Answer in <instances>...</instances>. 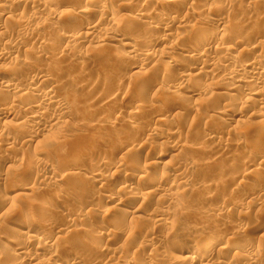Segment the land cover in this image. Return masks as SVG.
<instances>
[{
	"label": "rangeland",
	"instance_id": "374dc122",
	"mask_svg": "<svg viewBox=\"0 0 264 264\" xmlns=\"http://www.w3.org/2000/svg\"><path fill=\"white\" fill-rule=\"evenodd\" d=\"M55 1H56L55 4H53L49 7L47 6V7H48V10L50 12L58 13L62 10L63 7L60 8V5H59L60 0H55ZM75 1L76 2H74V5L71 6L72 10H74L75 7H77V8L82 7L84 5L85 1H87V0H82V1L81 0H75ZM113 1H115L116 4ZM128 1L126 3H123L124 0H122V2H121V0H110L109 1L110 7H112V10L117 14L116 15L117 19L121 20L119 22H121V23L124 22L123 24H126L127 22H129L132 19L131 17H133L134 14H136L135 11H137L138 9L140 11H142V14L145 12L144 14L146 16L148 15V18H150L151 21H155L156 18L159 17L158 11L154 10L152 5L150 4L152 2V0H134L136 2H132L133 0L131 2H130V0H128ZM185 1L186 0H184V3H185ZM255 1L256 0H254V1L253 0H231V1L230 0H227V1L226 0H219V1L218 0H212V1L211 0H206V1L205 0H187L189 6L188 5L182 6V9L178 13H176L177 15H174V14L173 15L175 18L177 16L178 21H180V18H182L181 21H183V19L189 20L188 21L189 25H194L195 21H198V23L201 22L200 24L202 25V23H203L204 29L209 31L215 27H218V24L213 22V21H210V20H208V21L204 20V22L200 21V19L196 18V16L195 17L193 16L195 18V19H193V17H191V16L193 14L196 15V13H194V12H196L197 9H202V8L203 9H209V10L212 9L210 11L216 10L219 12L221 10L220 15L222 18H224V20L226 22L230 21V20L236 21L237 18L239 20V19H241V17L244 16L243 12L240 10V8H242L246 5H249V6H246L247 8L249 7L247 9V11H249V12L252 10H255L256 7L258 9V7H259L258 10H260V9H261L260 11L263 10L261 12V15H263L264 8H262L261 6H257V3L259 2V0H257V3ZM250 2H251V4H249ZM254 2L256 4V7H255V5H253ZM117 3H119V4L121 3L118 8H117V5H119V4H117ZM129 3H131V4H129ZM122 4L123 5L125 4V5L123 6ZM214 4L216 6H213ZM231 4H233V5H231ZM236 4L240 5V7H238V6L234 7V5H236ZM139 5L142 7H140ZM148 5H150V6L148 7ZM170 5L172 6L173 3H171ZM250 5H252V6H250ZM190 6L193 8V10H196V11L193 12V10ZM113 7H115V8H113ZM200 7H202V8H200ZM213 7H215V8L217 7V8L214 9ZM218 7L219 8L221 7L220 10H218ZM250 7H251V9H250ZM150 8L153 10H151ZM23 9H25L23 6L19 7V10H18L19 14L23 15V12L27 10V9H25V10H23ZM21 10L23 11L22 13H21ZM29 10L30 9H28V11H26V12H29V13L31 12L30 14H32L33 12L29 11ZM91 10H93V9L91 8ZM94 10L90 11L92 13H88L87 16H90V17H86V19L88 21H93L96 19L95 16H96V12L98 10L97 9H94ZM165 10H167V9H165ZM234 10H235V12H234ZM33 11L35 12L36 10H33ZM192 12H193V14H192ZM29 13H28V15H30ZM163 13H166L167 16H169V15L171 16L173 12L172 11H164ZM186 13L188 15L191 14V15H189L190 17L189 16L186 17V15H187ZM166 14H165V16H166ZM93 16L95 19L93 18ZM224 16H226V17H224ZM25 17H28L27 14L25 15ZM62 17L58 21V24L56 25L57 27L53 26L54 28L55 27L59 28V32H61V33H63L64 30L68 29V27L70 28L72 25H74V23L76 21L75 17L74 18L70 17V19H68L67 16H64L65 18L64 17L62 18ZM66 17H67V19H66ZM91 17H92V19H90ZM233 21L231 23H233ZM38 22L40 23L41 21L40 20L39 21L34 20L31 22L29 21V23H28L29 28L31 27L32 29H34L35 26L39 27ZM188 22H187V24H188ZM230 22H229V24L227 22L223 25V26H225L226 31L229 29H230L229 31H231V30H233L231 28L235 27V26L234 27L230 26V24H231ZM258 25L260 26L262 24H258ZM262 26L264 27V25H262ZM6 27H7V25H6ZM49 27H51V26L48 25V28ZM121 27L122 26H120L119 29ZM117 29H118V27H117ZM244 29H243V31H245V32H247L249 30V29H246V30H244ZM120 30L123 31V29H120ZM50 31H55V29H52ZM130 31L131 30L123 31L124 33L122 32L123 35L125 34L124 37H126V42H128V40L130 41V40L136 39V35H134L135 33H133V31L131 33H127ZM229 31H227V32L230 33ZM81 32H82V30H81ZM135 32H137V33L138 32L139 33L145 32L147 35V38L148 37H151V38L154 37L153 39H155V37L160 35V33H159L160 31H158V30L150 32L149 30L143 29L142 27H140V28L138 27L137 31H135ZM53 34H54V32H53ZM149 34H150V36H149ZM173 36L174 35H171L172 39L169 38V40H167V42L169 41V43H175L176 38ZM97 37H98V35H97ZM99 37L95 41H92L90 43H87V44L85 43L84 45L81 44L82 46H79L80 49H78L77 48L78 46H76L75 49L77 48L76 50H78V51L76 53L72 52V53H74V55L72 53H69V55L67 53H64L65 55H68V57L70 59V63H64V62L63 63H57V61L55 59L56 57L48 56L49 54L47 55L48 57H46V58L41 57L40 59H38V60H40L39 62H37L38 60L37 61L35 60V62H37L36 64H35V62L34 63L32 62L33 64H35L37 66V68L40 71L45 72L46 74L49 75V78L52 79V82H54V84L48 85V87L51 88L53 86L55 88V90H54V88H52V89L54 91H56L55 93H57V95L56 94L55 95L57 96V98H59L61 100L63 98L62 101H66L67 105L69 102H70V104L74 103L73 105L71 104L72 107H70V108H72V109H70V111L71 112L73 111L72 112L73 115L70 111L69 112L66 111V113H64L65 115L63 116L64 118L62 117V120L60 119V121L64 122V125H66L65 123H67V126H69V128H71V127L73 128L74 125L77 124L75 126L76 128L74 127V129L71 128V130L68 129L67 131H64L66 133H63V134H66V135L63 136V134H62V136L64 137L62 139L60 137V135H61L60 132L57 130L59 128V125H57V127H58V128L56 127L57 129H54V128L53 129L48 128L49 130H47V128H46V130L43 129V131H45V132H42V136L45 135L47 139H44L45 136L42 137L43 139L42 138L40 139V140H42V142L40 141V143L43 144V141H44L45 144H47L49 139H50V141L52 140V142H54V144L59 141V143H61L63 145V147L62 148L60 147L61 149H59L58 153H60V154H57L58 157H56L57 155L55 154V156H53L51 158L55 157L54 158L55 160H57V161L60 160L59 163L56 162L58 164H56V166L54 168V171H55L54 173L56 174V172H57L56 176H58V174L62 176L63 173H64L63 176H65V174H66L65 170L69 166L68 162H70L71 161L70 159H72L74 156L78 155L79 153L81 154L83 151H84V153L86 152V154H89L90 156L93 153L92 156H94V154H96L95 150L102 147L104 145V143L111 144L113 141L112 139L115 135L121 134L122 132L124 133V131L126 132L129 129V127H127V125H124L125 123L122 120L124 119V117L127 116V114L129 113L130 110H133L137 107L140 109L145 108L143 110H147L146 111L147 113L144 112L145 115H143L141 118L135 119V121H133L134 127L137 126V128H139L140 126L144 127V125H146V123H144V122H146V117H144V116L148 115V112L153 113L155 109H158L160 111V113L162 114V117L165 120H168V121H165L166 128L171 129L175 126L173 130H176L175 132L178 133V136L175 138L174 137L168 138L164 142L158 141L156 139L149 140L146 142L145 146L143 147V152L141 151L139 153V154H141V156L140 155L138 156L139 159L137 160L138 162H136L137 166L135 168L137 171V174L140 175L141 179L139 180V184L136 183V180H134L130 186L131 187H133L134 185L144 186V185H142V181L146 180L147 176L148 177L149 176L155 177V173L158 171H160V172L163 171L164 173L167 172L166 174L173 175V176L179 175L180 174V172H178L179 170H181L182 172L185 173V178L187 179L188 183H190V184H189V186H186V187H182L180 185L177 186L179 188V190L184 189V192L182 193V195H180L179 197L176 198L177 200L175 199V201H176L175 204L176 205L179 204V208L180 207L181 208L178 209L177 206H176V209L174 207L173 208L171 207L172 210H171V208L167 209L168 211L165 213V216H164V218L167 219L173 225L172 226L174 228L173 231H176V233L178 232L177 236L179 239L178 238L175 240L168 239L166 242L161 243V244L158 243V241H156V239H155L156 242L150 241L148 243H146L147 240H144L145 237L142 235L144 233L143 231H145V229H146L145 225L148 224V221L150 222L149 219H150L151 212L155 209H158L159 211H164V209H165V205L162 204L163 199L160 197L162 199V201H161L160 198L156 195H153L155 197L150 196L151 199L149 197L148 201L147 200L143 201V202L140 200L138 202L136 200L128 201V203L132 204V207L129 206V204H127L128 207L130 208V209H128V207H126L128 210H131L132 212H134L136 209H139L140 212L142 211L141 213L136 215L138 218L140 217L139 220L136 219L138 221H136V222L132 221L130 223L131 224L130 226H132V227L129 226V228L127 227V229L126 228L124 229V227H122V225L120 226L118 224V222H119L118 220H120V221L125 220V222H130V219L132 220V218L130 216V215H132L131 211H129V213H117V214L115 212L116 216L113 215L114 218L112 217L109 220L110 222L105 221L103 219L104 220L103 222H105V223H102V220H101L102 215H104L106 210H108V209L110 210V213L112 211H114L113 209L116 206L113 207V205H115L116 203H114L113 201L112 202L111 201L110 202L105 201L102 198L101 193L109 194L113 199H115V198L119 199V197L121 196V194L119 192L121 191V186H122V183L120 181L123 179V177H124L123 174H125V173L121 172V173H123V174H121L119 172L116 174V173H113V171H111L109 174L106 173V175L108 174V177L104 178L105 179L104 181L100 182L99 184H96L95 186L88 185L85 182V179H82L83 174H81L82 177H80L82 180L79 178V175L76 176L77 178L75 177V179L73 178V176H70L69 179L72 178L71 179L72 181L68 180V178H66L65 180H63L66 183H61L58 186L59 188L57 187V184L54 185L53 182L51 183L49 180L48 181L44 180L40 183L41 180H38L39 178L35 174V171H34L35 168H33L34 166L32 168L30 167L31 166L30 164H32V160L30 161V159H33L32 150L29 151V150L22 149V147L20 146V143H21V141L24 140V138H19L20 136L12 135V136H6V137L4 136L3 137V141H4L3 143L8 144V146H10V148L13 147V148H11L13 150H11V149L9 151L3 150V151H5L4 152L5 154L4 153L2 154L3 148L1 147L2 149H0L1 150L0 152L3 155V158L5 157L4 160L6 161V163L8 161L9 162L7 164H5V166L8 167V169L5 166L0 167V175H2L1 177H3L5 174H7L6 176H8L11 179L12 185L17 184L19 182H23V181L24 182L27 181V182L31 183L33 185V187H34V185H37L34 188L38 187V189L41 190V193L38 189H36L37 192L36 191L32 192L31 191L32 189L30 191L29 190L28 191H20L18 194H21V195H19V197L17 196V198L12 200L11 204L8 203L9 204L8 205V204H5V202H3V201H5L4 197L6 198L5 192H6L7 186L0 185V223H1L0 224L1 225V227H0V242L3 241L2 238H5L6 240L7 239L9 240L8 242L13 241V242L17 243V242H19L20 238L21 239L24 238V237L22 238L23 233H26V231H27V229H26L27 223L23 228L19 227L20 226L19 224L25 223V221H24L25 217L22 216L23 214L21 215V211H19V213H18L20 215H17V212H18L17 211L15 216L12 218L11 216H9L8 213H6V209L8 208V206L10 207V205H11V207H12V205H14V206L20 205V207H22L24 205H27V206L32 205V206L28 207V208H31V210L34 209V211L30 210L31 211L30 213L33 214L32 212H34L37 216H34V214L32 216L31 215L29 216L31 219H33V218L34 219L33 220L28 219V222H29V220L31 222V223L30 222L28 223V229H30L31 226H32L33 230L41 227L43 229L45 228L46 232L50 233V234H51V232H49V231H51V229L53 230L54 229L53 227L55 225L59 226V224H60L61 228H63L64 232L75 231L77 229L82 228L81 226L88 228L86 230L84 228H82V230L88 231V232L90 231L91 233L95 232V230L100 229L101 231L105 232V233L104 232L102 233L103 236H105V234L107 232H109L110 236L111 237L114 236V237L109 238V241L112 240V241H110L111 242L110 243V242H106V240H104L106 238L102 236L104 239L102 238L101 240L96 242V245H97V243L100 244L99 246H105V244H107L108 245L107 247L108 248L110 247V249H114V248L115 249H117V248L123 249L124 255L121 254V256H119L120 259H116V258L112 257L111 259L108 260L107 258H105V256L103 258V255H101V253H99L98 251L96 253V252H93L96 250L91 249L93 254L95 253V255H93L92 252L90 251V247L85 246L87 249L83 248L84 246L82 247V245H84L83 242H85V241L90 242L91 241V239H90L91 237H89L90 234L88 232H87V234H86V232L82 233V234L73 233L72 234L73 238L71 237L70 241L68 240L69 242H67L65 244H64V242L59 243V241H61L60 240L61 238L59 239L58 236H56L58 239L57 240V239H55L56 237H54V235L52 234V236H53L52 240L53 241L57 240L56 242L59 244V245H57V247L53 248L52 253L53 252L54 253L53 254L51 252L50 253L45 252L44 254L42 253V259L37 258L38 259L37 261L34 260V262H31L30 264H37V263L43 264L44 262L42 260L46 259V258H48V259L50 258L53 260H65V261H71L74 258H80L84 262V264H91V263L92 264H125L124 262L127 260H134L133 264H150V263L151 264H170V263H168V259L171 258V256H175L176 258H177V256H178V258L180 257L181 254L177 253V250H176V249H178L179 246L184 245V246H191L192 247L194 242L198 240L197 239L198 234L196 235V233L193 232L194 228H196V227L199 229L201 228L200 231L203 232V234H205L211 228H216V229L220 228L219 230L220 231L222 230L221 232L224 233L223 234L224 236L234 235L235 239L237 238L238 241L236 240L235 242H233V244H231V245L229 244V249L227 250V252L229 254H232L234 251H237V250L242 252V251H245V249H247V248L252 249L253 247L248 245V244H250L251 240L255 241L257 244V247L254 246L253 251L256 253L258 252L261 255L260 258H258L257 261L255 262V264H264V173L262 174V176H260L256 179L255 174H257V171L254 170L255 168L257 170L258 167L260 169L264 168V162H263L264 161V151H263V149H264V138L262 137V135H264V133L261 134V132L264 131V128L261 132L259 131L256 135L249 136V134L247 133L248 131H251V133H252V130L255 129L256 124L258 123L257 125H259V122L264 117V112H263L262 108H260V106H258L256 103H251V102L245 103L246 101L244 102V99H246V98L243 95L245 93H247L248 90L253 89L254 86L253 87L252 86L247 87L248 89L246 87H244V88H242V91L237 90V92H229L228 90L230 87L228 86L229 84L227 85V83H229V82L225 81L224 76H223L224 74H226L228 72L225 70V67L228 66V64L230 65L233 63L232 66L230 65L232 67V69L235 67H238L237 69H239L242 66V63L240 64V61L238 59H237L238 61L237 60L229 61V60H227V56H226L227 54L222 53L220 55V64L221 65L219 64L218 70L216 71L217 74L215 73L214 74L215 76H213L211 78V80L208 77H204L203 74L201 73V71H200V73L198 71L193 72L196 69V67H198V66L194 67L195 69H193V63H191L192 66L187 65L188 67H185V68L188 69L191 66L189 68V70H191V73L195 79L192 78L194 80H192V79L190 80L192 83L190 81H188L189 84L187 82L184 83L183 87H185L186 89L187 88L196 89V90L199 89L197 91L198 95L194 96L193 98H191L189 100L185 99V102H184L185 104L184 103L182 104V102H169V101H165L162 99L163 93L165 94L167 92L168 93L173 92L172 94H174V91L167 86L162 87V86L154 83V81L156 82L157 80L152 76V74L150 77L149 73L151 70H150L149 66H147L148 68L143 67L145 70L141 69L139 72L137 70H134V71L129 70L128 68L130 66H128V65H130V62H127L126 60L124 61V59L120 60V56L126 55L128 50H126V48H124L122 45H118L115 43L104 41L103 39H100ZM151 38H149V39H151ZM262 38L259 39V41L263 40V41H261V43L262 42L263 43L262 44L260 43L261 46L264 45V39H262ZM230 39H231V37H230ZM173 40H174V42H173ZM48 41H49V45L51 44L50 46H52V47L45 46V48H47V49H45L43 46L42 50H46L47 53H50V52L53 53V56L55 55V53L61 52L59 45L62 43L60 42V40L56 41V39L53 35V36H51V38H48ZM226 41H228V40H226ZM250 41L252 43V40H250ZM57 42H59L60 44H58ZM152 42H154V41H152ZM163 42H164V44H162V43L158 44V42H156L154 45V43H153V46H154V49L156 52H159L160 49L162 48V46L166 45L165 41H163ZM249 42H248V44H250ZM243 43H242V41H239V44L242 45ZM28 44L30 45L31 43H28ZM243 45H244V47H246L247 44L246 45L243 44ZM243 45L240 46V48L234 47L235 51L233 50L232 52H235V53H233V54L238 55L239 54L238 52H241ZM31 46L36 47L33 44H31ZM37 48H39V47H36L35 49H37ZM51 49H52V51H51ZM75 49H74V51H76ZM257 50L255 51V52H257V53H255V55H257L258 53H263L261 48H258ZM79 51L81 53L83 52L82 54H85V52L88 51L90 53V56L78 59V55H81V53ZM100 52H102V53L104 52V53L102 54ZM232 52H230V53H232ZM70 54H71V56H70ZM114 54H116L118 56L119 60L116 59V60H118V62L115 61L114 59H112V58H114ZM55 56H57V55H55ZM99 60L101 61L100 63H99ZM224 60H225V62H224ZM171 61L172 60H169L167 63L169 64V63H171ZM234 62H235V65H234ZM262 62L264 64V59ZM81 64H85L84 66H86V67L82 66V68H83L82 70L85 73H87L85 78H84L85 73H81L80 71L77 70L78 69L77 66H80ZM237 65H239V66H237ZM223 66H224V68H223ZM229 67H226V69L228 70ZM231 67L229 69H231ZM86 68H88L89 70L87 69L88 70L87 71ZM242 70H244V67L242 68ZM148 71H149V73H148ZM244 71H246V69ZM197 73L199 75L202 74L203 79L201 78L202 76L200 78L199 77L197 78L195 76V75H197ZM81 74H83V75H81ZM89 75L92 77H90ZM220 75H222L221 77L223 79L220 77ZM79 76H81V77H79ZM78 77L82 81L86 80L88 85H87L86 81H85L86 84L84 83V81H83V83H80L82 81ZM220 78H221V80H220ZM88 79H90V80L94 79L93 80L94 82L90 81ZM78 80H80V81H78ZM89 81L91 82V84ZM220 81L221 82L224 81V82L221 83ZM217 82L220 84H216ZM79 84H80V86H79ZM35 86L40 88V86H44V85H41L38 82V84H36ZM190 86L193 88H191ZM194 86H195V88H194ZM205 91H207V93ZM238 91H240L241 93ZM107 96L109 99L112 98L111 101H107L108 100ZM109 96H111V97H109ZM216 96H218V97H216ZM1 97H2V101L8 102L9 104H13L12 101H10V97H8L7 95H4L1 93ZM30 98L34 101H38L32 95H30ZM85 98H87V99H85ZM226 98H228V100H229L226 102L230 103V109L231 110L228 109L229 111L228 110L225 111L223 108L225 102L222 103V100L224 101V99L226 100ZM67 100H69L68 103H67ZM84 100H86V101H84ZM71 101H73V102H71ZM86 103L88 106L86 105ZM69 105L67 107L68 109H69ZM89 105H91V106H89ZM92 107H93V109H92ZM190 108L192 111L189 110ZM68 109H66V110H68ZM98 110L100 113L98 112ZM102 110H104L105 112ZM53 111H55L54 108L47 109L48 114H53ZM77 111H78V113H77ZM95 112L97 114H94ZM68 113H71L69 115V117L67 116ZM89 113H90V115H88ZM85 114H86V116H85ZM87 115L89 116V118L87 117ZM120 117L121 118L123 117V118L121 119ZM92 118H93V121H92ZM94 118H95V120H94ZM97 119L99 121H102L103 119L104 120L107 119V120H110L112 122H114L113 120L115 119V126H117V127L116 128L114 127L113 131L112 130L109 131V129H111V128L108 127L109 129H106L105 127H103L106 125H100L102 128V129L101 128L99 129L100 131L99 130L93 131V129L96 126L95 124H97V122H98ZM23 120L24 119H22V121ZM85 121H86V123H85ZM3 122L6 123L7 126L0 125V128H2V127L11 128L12 126H16V124L19 123L18 121H15V120L11 119L10 117H6ZM61 122H59L58 124H60ZM82 122H84V123H82ZM87 123H90L91 126ZM170 123H173V124L170 125ZM82 124H83V126H82ZM60 125H61L60 127L64 126L63 123H61ZM172 125H174V126L172 127ZM80 126H82V129H79ZM123 127H124V129H123ZM103 128H105L106 130L105 129L103 130ZM162 128L164 130L166 129L164 127V125ZM233 130H236V131L234 132ZM137 132L138 131L134 132V134L136 133L134 136L132 134L129 135L130 138H133V139L137 138L138 139V135L140 136V134H139V132L138 133ZM230 132L233 134H231ZM97 133H99L100 135H98ZM27 135H29V134L27 133ZM95 135L101 136L102 140L100 138L95 139L94 138ZM236 137H238V138H236ZM64 139H66L67 141ZM105 139L108 142H106ZM250 139H251V141H250ZM55 140H58V141H55ZM93 140H95V141H93ZM96 140H98V141H96ZM103 140H104V143H103ZM139 142L142 143V141H139ZM139 142L137 145L140 146L141 143H139ZM242 142H243V144H242ZM174 144H179V145L182 144L181 146H182V148L183 147L184 148L179 149L180 151L174 150L172 148ZM235 144H237L238 146ZM62 145H59V146H62ZM42 146L43 147H41V149L42 148L43 149L41 151L45 152V155L41 151L39 153H42L44 156H46L47 151L49 152L50 149L49 150L46 149V145H44V144ZM44 146H45V149H44ZM38 147H39L38 149L40 150V146H38ZM51 147H53V146H51ZM198 147H200V148H198ZM255 148H256V150H255ZM53 149H55V148H53ZM53 149H51V150H53ZM108 149L110 150V148H106V150H108ZM54 151H56V150H54ZM124 152L122 151L121 153H119L118 157H120L122 154L126 153V152L125 153ZM249 153H250V155L248 157L249 160H247L246 162H244V161L243 162L242 161L236 162L237 156H244V155L246 156ZM60 156L62 159L60 158ZM64 157L65 158L67 157V158L65 159ZM155 158H157L156 159L157 163L154 164L153 168H151V169L147 168V163H149L150 161H153L152 159H155ZM6 159H8V160H6ZM67 159L69 160L68 162H67ZM89 161H90V159H89ZM64 162L65 163L67 162L66 166L64 165L65 164ZM222 163L228 164L227 166H229L230 163L231 164L233 163L234 165L237 163L236 165H238V166H236L233 169L231 167L230 170L228 169L227 166L226 167L222 166V170L219 173L220 165ZM61 164L63 166H61ZM163 164L167 168L166 167L163 168V166H164ZM231 164H230V166H231ZM100 166L101 165H98L99 170H100ZM2 167H4V168H2ZM11 167H13V168H11ZM61 167H62V171H64L63 173L60 170ZM102 167L103 166H101V169L104 172L105 167H103L104 170ZM163 169L166 171H164ZM241 169H243V170H241ZM260 169H258V171ZM227 171H228V173H227ZM248 172H252L254 175L252 176V173H248ZM81 173H84V172H81ZM104 173L102 175L106 176ZM128 173H130V172L126 171V174H128ZM243 173L251 174L250 179L249 180L247 179V181L245 179H242L241 176ZM214 174H216V176ZM217 174H219V175H217ZM84 175H85V173H84ZM218 176H219V178H218ZM224 177H226V178H224ZM216 178H218V181ZM165 185H166V183H165ZM55 186L57 188H55ZM60 186H65V187H63L61 189ZM231 186H232V188H231ZM234 186H235V188H234ZM42 187L44 190L47 188L46 190L48 192H50L49 194L47 193L48 194L47 196H45L46 194L42 195V193L44 192ZM59 189H61L62 192L65 189L64 191L66 193L68 190H70V193H69V191L67 193V194H70V195H67L68 198L59 199L57 201L51 200L52 198H50L49 195L53 193V190L57 191ZM246 190L249 191V193H246ZM39 193H40V195H39ZM31 195H33V196H31ZM46 197L47 198L49 197V199H44ZM43 199H44V202L47 200L45 202V204H47V206H48V211L46 214L47 216H45V214H42L43 216L41 214H39V211H40L39 205H41V203H44L42 201ZM256 199L258 201L259 200L261 201V205H257L255 203ZM48 200H49V203H48ZM252 200H254V202ZM33 201H34V203H33ZM52 202H54V203L52 204ZM252 202L255 203L254 205H256V206H254ZM91 204L93 205L92 207L89 206ZM241 204H242V206H241ZM248 204H250V206H248ZM34 205H36V206H34ZM49 205H52L51 206V207H53L52 209H54V208L55 209L52 210L49 207ZM53 205L56 207H54ZM251 205H252V207H251ZM94 206H96V208L98 207L97 210H99V212L97 210H95L96 208ZM81 207H83V208H81ZM238 207H240V208H238ZM37 208H39V209H37ZM49 208L52 210L51 213H50ZM90 208L91 209L95 208V209L92 211V210H90ZM36 210H38V211H36ZM75 210L76 211L78 210L81 213L85 212V215L87 217L80 218L82 220L79 219L76 222H74V221L69 222V219H72L73 217L71 218V217H67V216L69 214L71 215L73 213L78 212V211L76 212ZM35 211L38 212V214ZM54 211H56L55 213H57V214H55ZM90 212H95L96 213V214L94 213L95 216L93 215V213H90ZM100 212H102V213H100ZM48 213H50V215H48ZM61 214H62V216H61ZM40 215L42 217H40ZM65 215H67V216H65ZM44 216L46 217V219H48V220H46L47 224L45 222H42ZM58 216H60V217H58ZM63 216H65V217L63 218ZM66 217L68 218V220ZM117 217H118V219H117ZM35 218H36V220H35ZM119 218H121V219H119ZM59 220H61V221H59ZM32 221H34V223ZM44 221H45V218H44ZM77 222H80V223H77ZM116 223H117V226H116ZM30 224H32V225H30ZM48 224H50V226ZM103 224H105V225H103ZM113 224L115 226H113ZM3 226H4V228H3ZM104 226H106V227H104ZM118 226H120L119 229L117 228ZM198 226H200V227H198ZM6 227L8 229L10 228V231L12 233L11 235H8L9 233L6 230ZM192 228H193V230H192ZM133 229H134V231H133ZM199 229H198V231H199ZM109 230H112V231H109ZM130 230H132V231H130ZM135 230H136V232H135ZM163 230L164 229L157 230L158 231L157 234H159V236L165 237L166 231L165 230L163 231ZM235 230H238V231H235ZM113 232L115 233L114 235H112ZM130 232H133L136 234H134L132 236L131 235L132 233H130ZM75 234H77V235H75ZM88 234H89V236H88ZM129 234L131 235V237ZM79 235H80L81 239H79L80 238ZM238 235H240L241 237H239ZM77 236L79 238H76ZM85 237L86 238L89 237L88 239H90V241L85 240L86 239ZM159 238L160 237H157V240H159ZM242 240H244V241H242ZM79 241L82 244H80ZM102 241H104V242H102ZM143 241H144V244H142L143 247H141L140 242H143ZM91 242H93V241H91ZM101 243H102V245H101ZM222 243H224V242H222ZM125 247H127V248H125ZM33 248H35V247H33ZM33 248L30 247L31 252L34 251ZM139 248H141V249H139ZM163 248L165 249L164 251L168 255L166 253L162 254L161 251L163 250ZM98 254H100V255H98ZM54 255H56V256H54ZM163 255H164V257H163ZM101 256H102V258H101ZM181 257H182V255H181ZM231 257H232V255L231 256L229 255V258H231ZM5 258H4V260L2 259L1 261H5L6 259H7V261H8V259L10 260L9 256H7L6 259ZM179 262H180V260L178 261V263Z\"/></svg>",
	"mask_w": 264,
	"mask_h": 264
},
{
	"label": "bare ground",
	"instance_id": "6f19581e",
	"mask_svg": "<svg viewBox=\"0 0 264 264\" xmlns=\"http://www.w3.org/2000/svg\"><path fill=\"white\" fill-rule=\"evenodd\" d=\"M109 1L110 0H87V1H85L84 5L82 7H80V8L75 7L74 10H72L71 6L74 5V2H76L75 0H60V2H59L60 8H62V7L63 8L60 12L54 13V12H50L48 10V7L55 4V2H56L55 0H0V91H1L0 92V125L7 126V124L3 122L6 117H10L11 119L19 122L18 124H16V126H12L11 128H5V127L0 128L1 129L0 130V149L3 148L2 151L3 150L9 151L11 148H13V147L10 148V146H8V144L3 143L4 142L3 141L4 136L6 137V136L15 135V136H20L19 138H24V140L21 141L20 146L24 150H29V151L32 150L33 159H30V161L32 160V164H30L31 166L30 165L29 166L31 168L34 166L33 168H35V170H34L35 174H36V176H38V178H39L38 180H41L40 183L44 180H46V181L49 180L51 183L53 182L54 185L57 184V187L61 183H66L65 181H63L66 178H68V180H71L72 178L69 179L70 176H73V178L75 179L76 176L79 175V178H80V177H82L81 174H83L82 179H85V182L88 185L95 186L96 184H99L100 182L104 181L105 180L104 178L108 177V174L111 171H113V173H116V174L119 172L125 173V174L121 173V174H123L124 177L120 181L122 183V186H121V191L120 192L118 191L121 194L119 199H116L115 197H114L115 199H113L109 194L101 193V196L105 201H107V202L113 201L114 203H116L115 205H113V207L116 206L113 209L114 211L111 210L112 212L110 213V210L108 209V210H106L105 214L103 213L104 215H102V219H101L102 223H105V222H103L104 220L110 222L109 220L112 217L114 218L113 215H115V212H116V214L117 213H129V211H131V210H128L130 208L128 207L127 204H129V206H131V207H132V204L128 203V201H132V200H136L137 202L139 200L142 202L146 201V200L148 201L150 196L156 195L159 198L161 197L163 199V201H162V199L160 198V200L163 202L162 204L165 205L166 210L164 209V211H159L158 209H155L151 212L150 219H149L150 222L148 221V224H146V223H145L146 225L144 224L146 226V229H145V231H143L144 233L142 232L143 233L142 236L145 237L144 240H147L146 243H148L150 241L154 242L156 239V241H158V243L161 244V243L166 242L168 239L175 240L178 238V236H177L178 232L176 233V231H173L174 230V228L172 227L173 225L167 219H165L164 216H165V213L168 211L167 209H170L171 207L172 208L174 207L175 209H176V206L178 207V209L181 208V207L179 208V204L178 205L175 204L176 203L175 199L177 197H179L180 195H182V193L184 192V189L179 190V188L177 186L180 185L182 187H186V186H189V184H190V183H188L187 179L185 178V173L182 172L181 170H179L178 172H180V174L173 176V175L166 174L167 172L164 173L163 171L162 172L158 171L159 173L156 172L155 177H150V176L148 177L147 176L146 180L142 181V185H144V186L134 185L133 187H131L130 185L132 184V182L134 180H136V183L139 184V180L141 179L140 175L137 174V171L135 168L137 166L136 162H138L137 160L139 159L138 156L139 155L141 156V154H139V153L141 151L143 152V147L145 146L146 142L149 140H153V139L164 142L168 138L177 137L178 133L175 132L176 130H173L175 126L172 125V127L173 126L174 127L171 129L166 128L165 121H168V120H165L162 117V114L160 113V111L158 109H155L153 113L148 112V115L144 116V117H146V122H144V123H146V125H144V127H142V126H140L139 128H137V126L134 127L133 121H135V119L141 118L143 115H145V113H147L146 112L147 110H143L145 108L141 107L142 109H140L137 107L133 110H130L126 117L123 116L124 119L122 121L125 123L124 125H127V127H129V129H128L129 131L128 130L126 132L124 131V133L122 132L123 134L122 133L118 134V135L114 134L115 136L113 135L114 137L112 139L113 141L111 144H108V143L106 144V143H104V140H103L104 145L106 144L107 146L101 145L102 147L95 150L96 154H94V156H92L93 155V153H92V155H91L92 157L89 154H86V152L84 153V151H83L81 154L79 153L78 155L74 156L72 159L69 158L71 160L70 161L71 163L68 162L69 160L67 159L69 166L65 170V173H66L65 176H63L64 171H62V167L60 170L63 173V175L61 176L58 174V176H56L57 172H56V174L54 173L55 172L54 168H55L56 164L59 163L60 160L57 158L59 160V161H57L54 159L55 157L54 158H51V157L55 156V154L56 155L60 154L58 152H59V149H61L63 147V145L61 143H59L58 140H55V141H58L55 144H54V142H52V140L50 141V139H49L47 144H45V142L43 141V144L46 145V149H48V150L50 149L49 152L47 151L46 156H44L45 152L41 151L43 149V148L41 149V147H43L42 146L43 144L40 143V141L42 142V140H40V139L45 136L44 134H43L44 136H42V132H45V131H43V129H45V130H46V128H47V130H49L48 128L57 129L58 128L57 125H59V128L57 130L61 134V135L59 134L61 139L64 138L63 136L66 135V134H63V133H66L64 131H67L68 129L71 130L72 127L70 126L71 128H69V126H67V123H65L66 125H64V122H61L60 119L62 120V117L65 115L64 113H66V111L69 112L70 109H72L70 107H72L71 104L73 105L74 103L70 104L69 100H67V103L69 102L68 105L70 104L69 109H68L67 108L68 105L66 104V101H62L63 98H62V100L57 98V96H56L57 93H55L56 91H54L55 88L53 86L51 88L48 87V85L54 84V82H52V79L49 78L48 74H46L43 71H40L35 64L40 61L38 59H40L41 57L46 58L48 56L56 57L55 59H56L57 63H63V62L64 63H70V59L68 57L69 53H72V52L76 53L78 51L76 49L77 48L80 49L79 46H82L85 43L87 44V43H90L92 41H95L100 36L99 37L100 39H103L104 41H107V42L122 45L124 48H126V50H128L126 55L120 56V60L124 59V61L126 60L127 62H130V65H128V66H130L128 68L129 70H131V71L137 70L139 72L141 69H144L147 66H149L150 70H151L150 73L148 71L150 77L152 74V76L157 80L156 82L154 81V83H156L157 85H160L162 87L167 86L174 91V94H172L173 92H171V93L167 92L165 94L163 93V98H162L163 100L169 101V102H182V104H183L185 102V99L189 100V99L193 98L194 96H197L198 95L197 91L199 90V89L196 90V89H189V88L186 89L185 87H183L184 83H186V82L188 83V81H190L192 78H194V76L191 73V70H189V68L192 66L191 63H193V69H195L194 67L198 66V67H196V69L193 72L198 71L200 73V71H201V73L203 74L204 77H208L211 80V78L213 76H215L214 74L218 70V67L220 64V55L222 53H224V54H227L226 55L227 60H229V61L234 60L235 61L238 59L240 61V64L242 63L241 67L242 68L244 67V70L246 69V71L242 70L241 67H240L241 69L240 68L237 69L238 67H235L232 69L231 66L233 65V63L230 64L231 66L229 64H228V66L225 65L226 67H229V66L231 67V69H229L230 68L229 67L228 70L225 67V70L228 72L224 75L222 74L224 76L225 81L229 82V83H227V85L229 84L228 86L231 89L229 88L228 91L229 92H237V90L242 91V88H244V87L247 88V87H251V86L253 87L254 86L253 89L248 90V91L246 90L247 93H245L243 95L246 98V99H244V102L246 101L245 103H247V102L248 103L249 102L256 103L258 106H260V108H262V110L264 112V101H263L264 100V64L262 62L264 59V47H263L264 45L261 46V44L263 43V42L261 43V41H263V40L259 41V39H261L264 36V33H263L264 27L262 26V25H264V13H263V15H261V12L263 10L262 11H260L261 9L258 10L259 7L257 9L256 4H255V2L257 3V0L253 3V5H255L256 9L252 10L250 12L247 11V9L249 7L248 8L246 7L249 5H246V6L243 5L244 7L241 6L242 8H240V10L243 12L244 16L241 17V19H239V20L237 18L238 21L232 20L233 23H231L232 22L231 20H230L231 22L227 21L228 24H229V22L232 24V25L230 24V26H233V27L235 26L234 28H231V29H233V30H231L232 32L229 31L230 29L227 30L230 32V33H228L225 30V26H223L227 22L220 15L221 14V10H220L221 7L220 8L218 7V10H220V12H219L216 10L210 11L212 9H210V10L209 9H203L202 7H200L202 9H197V11H196V10H193V8L190 6L192 8L193 12L196 11V12H194V13H196V15L193 14V12H192L193 15L191 17L196 16V18H199L200 21L204 22V20H206V21L210 20V21H213V22L218 24V27H215V28L208 31V30L204 29L203 23H202V25L200 24L201 22L198 23V21H195L194 25H189V22H188L189 20L183 19V21H181L182 18H180V21H178L177 16H176V18L174 17V15H177L176 13H178L182 9V6H185V5L189 6L187 0L185 1V3H184V0H152V2L150 4L152 5L153 9L158 11V13H159V17H157L155 21H151L150 18H148V15L146 16L144 14L145 12L142 14V11H140L138 9L137 11H135L136 14L133 13L134 16L131 17L132 19L129 17L131 20L129 19L130 21L127 22L126 24H123L124 22L123 23L119 22L121 20L117 19V16H116L117 14L112 10V7H110ZM125 1L126 0H124L123 3H126L128 0L126 2ZM131 1L132 0H130V2ZM113 2H115V1H113ZM121 2H122V0H121ZM132 2H136V1L133 0ZM171 3H173L172 6L170 5ZM115 4H116V2H115ZM117 4H119V3H117ZM120 4L117 5V8L120 6ZM129 4H131V3H129ZM249 4H251V2ZM231 5H233V4H231ZM20 6H23L25 9H27L26 11H28V9H30L29 11H32L33 13L30 14L31 12L30 13L26 12V11L23 12L21 10V13L23 12V15L19 14L18 10H19ZM149 6L150 5H148V7ZM213 6H216V5L214 4ZM235 6L240 7V5H238V4L234 5V7ZM250 6H252V5H250ZM257 6H261L262 8H264L263 7L264 6V0H259V2L257 3ZM140 7H142V6H140ZM91 8L93 10L97 9L98 11L96 12V16H95L96 19L93 16V18L95 20L88 21L86 19V17H90L87 15H88V13H92V12H90V11H93V10H91ZM113 8H115V7H113ZM213 8L216 9L217 7L216 8L213 7ZM25 9H23V10H25ZM153 9H151V10H153ZM165 9H167V10H165ZM250 9H251V7H250ZM33 10H36V11L34 12ZM164 11H172L173 12L172 15L173 14L174 15L173 16L172 15L167 16L166 13H163ZM234 12H235V10H234ZM28 13L30 15H28ZM24 14L25 15L27 14L28 17H25ZM165 14H166V16H165ZM189 15H191V14H189ZM189 15L187 14L186 17ZM62 16L63 17L67 16L68 19H70V17L76 18L74 25H72L70 28L68 27V29L64 30L63 33L59 32V28H56L57 27L56 25L58 24V21L60 20V18ZM67 17H66V19H67ZM194 17H193V19H195ZM224 17H226V16H224ZM90 19H92V17ZM34 20H38V21L40 20L41 21L40 23L38 22L39 27L35 26L34 29H32L31 27L29 28V25H28L29 21L31 22ZM187 22H188V24H187ZM257 23L262 24V25L259 26ZM6 25H7V27H6ZM48 25L51 27L48 28ZM53 26H56V27L54 28ZM120 26H122L120 29H123V31L131 30L130 32H127V33H131L133 31V33H135L134 35H136V39L130 40V41L128 40V42H126V37H124L125 34L123 35L124 32L119 29ZM117 27H118V29H117ZM138 27L139 28L142 27L143 29L149 30L150 32L158 30V31H160L159 32L160 35H158L159 37L158 36L155 37V39H153L154 37L153 38H151V37L147 38V35L145 32H142V33L135 32V31H137ZM52 29H55V31H50ZM243 29L244 30L249 29V30L247 32H245V31H243ZM81 30H82V32H81ZM53 32H54V34H53ZM53 35H54L56 41L60 40V42L62 43V44H60L59 42H57L58 44L61 45V46L59 45V47L61 49V50L60 49L59 50L62 52V53L61 52L55 53V55H57V56H55V55L53 56V53H51V52L47 53L46 50H42L43 46H44V48H45V46L52 47V46H50L51 44L49 45L48 38H51V36H53ZM97 35H98V37H97ZM171 35H174L173 37L176 38L175 43H169V41L167 42V40H169V38H171ZM149 36H150V34H149ZM230 37H231V39H230ZM149 38H151L152 40ZM262 39H264V37ZM226 40H228V41H226ZM250 40H252V43ZM152 41H154V42H152ZM163 41H165L166 45L162 46V48L160 49L159 52H156L154 49L153 43H154V45L156 42H158V44L159 43L164 44ZM239 41H242V43L244 42L243 44H245V45L247 44V45H246V47H244V45L242 44L243 48H242L241 52H238L239 54L235 55V54H233L235 52H232L235 49L234 47L240 48V46H242L241 44H239ZM173 42H174V40H173ZM248 42L250 44H248ZM28 43H31V44L35 45L36 47H39V48L35 49L36 47H34V46L32 47L31 44L29 45ZM76 46H78V47L75 49ZM258 48H261L263 53H258L257 55H255V53H257L255 51ZM45 49H47V48H45ZM74 49L76 51H74ZM51 51H52V49H51ZM230 52H232V53H230ZM64 53H67L68 55H65ZM82 53H81L82 56L77 54L78 59L90 56V53L88 51H86L85 54H82ZM100 53H102V52H100ZM72 54L74 55V53H72ZM70 56H71V54H70ZM112 59H114L117 62L119 60L118 56L116 54H114V58H112ZM116 59H118V60H116ZM35 60L36 61L38 60V61L35 62ZM169 60H172V61H171V63L168 64L167 62ZM32 62L33 63L35 62V64H33ZM100 62L101 61L99 60V63ZM224 62H225V60H224ZM84 65L85 64H81L80 66H77V68H78L77 70L80 71L81 73H85L82 70L83 69L82 66L86 67ZM187 65L188 66L191 65V66L187 69V68H185V67H188ZM234 65H235V62H234ZM237 66H239V65H237ZM223 68H224V66H223ZM87 69L88 68H86V70ZM86 74L87 73L84 74L85 75L84 78L86 77ZM202 74L199 75L197 73V75H195V76L197 78L198 77L200 78L202 76ZM81 75H83V74H81ZM222 75H220V77ZM203 76L201 77L202 79H203ZM79 77H81V76H79ZM90 77H92V76H90ZM221 78H220V80H221ZM194 79H192V80H194ZM80 80H78V81H80ZM88 80H90V79H88ZM93 80H90V81H93ZM83 81L85 83L86 80H83ZM83 81L80 83H83ZM38 82H39V84L44 85V86H40V88L36 87L35 85L38 84ZM222 82H224V81H222ZM86 83H87V81H86ZM90 84H91V82H90ZM216 84H220V83L217 82ZM87 85H88V83H87ZM79 86H80V84H79ZM195 86H194V88H195ZM52 88H54V90ZM191 88H193V87H191ZM205 92L207 93V91H205ZM238 92H240V91H238ZM1 93L10 97V101H12L13 104H9L8 102L2 101ZM30 95L34 96L35 99L38 101L32 100L30 98ZM218 96H216V97H218ZM109 97H111V96H109ZM107 98H108V96H107ZM85 99H87V98H85ZM111 99L108 98L107 101H111ZM84 101H86V100H84ZM226 101H229L228 98H226V100L224 99V101L222 100V103L225 102V104L223 106L225 111L230 109V103L226 102ZM71 102H73V101H71ZM86 105H87V103H86ZM89 106H91V105H89ZM50 108L55 109V111H53V114L47 113V109H50ZM66 109H68V110H66ZM92 109H93V107H92ZM99 110H98V112H99ZM189 110H191V108ZM102 111H104V110H102ZM71 113H68L67 116L69 117V115ZM77 113H78V111H77ZM94 114H97V113L95 112ZM72 115H73V113H72ZM88 115H90V113ZM88 115H87V117L89 118ZM85 116H86V114H85ZM95 118H94V120H95ZM22 119H24V120L22 121ZM107 119H105V120L103 119L102 121H99L97 119L98 122L96 121L97 124H95L96 126L93 129V131L99 130L101 128L100 125H106L103 127H105L106 129L111 128V129H109V131H111V130L113 131L114 127L115 128L117 127V126H115V119L114 120L112 119L114 122L107 120ZM92 121H93V118H92ZM59 122L63 123L64 126L60 127L61 123L58 124ZM82 123H84V122H82ZM85 123H86V121H85ZM87 124H89L91 126L90 123H87ZM171 124H173V123H170V125ZM257 124H256L255 129L252 130V133H251V131L247 132L249 134V136L256 135L259 131L261 132L263 130V128H264V117L259 122V125H257ZM76 125H74V127ZM163 125L167 130L166 129L164 130L162 128ZM82 126H83V124H82ZM82 126H80L79 129H82ZM74 127L72 129H74ZM105 128H103V130ZM123 129H124V127H123ZM136 131H138L140 134V136L138 135V139L137 138H135V139L130 138L129 135L132 134L134 136L136 134V133L134 134V132H136ZM233 131L235 132L236 130H233ZM27 133L29 135H27ZM262 133H264V131H262L261 134ZM62 134H63V136H62ZM97 134L100 135L99 133H97ZM231 134H233V133H231ZM98 135L97 136L95 135L96 137L94 136V138L95 139H98V138L101 139L102 137L98 136ZM238 137H236V138H238ZM262 137L264 138V135H262ZM44 139H47L46 136ZM64 140H66V139H64ZM93 141H95V140H93ZM96 141H98V140H96ZM105 141H106V139H105ZM139 141H142V143ZM250 141H251V139H250ZM106 142H108V141H106ZM138 142L141 143L140 146L137 145ZM242 144H243V142H242ZM59 145H62V146H59ZM181 145L174 144L172 148L174 150L178 151L179 149L182 148ZM235 145H237V144H235ZM38 146H40V150L38 149L39 148ZM51 146H53V147H51ZM53 148H55V149H53ZM106 148H110V150L109 149L106 150ZM198 148H200V147H198ZM44 149H45V146H44ZM51 149H53V150H51ZM11 150H13V149H11ZM54 150H56V151H54ZM255 150H256V148H255ZM5 151H3L2 154ZM40 151L44 155L42 153H39ZM122 151L123 152L125 151L126 153L124 152L125 154H122L120 157H118V154L121 153ZM263 151H264V149H263ZM2 154L0 152V167L5 166V164H7L9 162L8 161L6 163V161L4 160L5 157L3 158ZM249 155H250V153L247 154L246 156L245 155L244 156H237L236 162H239V161L246 162L247 160H249V158H248ZM56 157H58V155ZM60 158H61V156H60ZM89 159H90V161H89ZM156 159L157 158L152 159L153 161H150L149 163H147V168H150V169L153 168L154 164L157 163ZM6 160H8V159H6ZM56 162H58V163H56ZM66 163L64 164L65 166H66ZM62 164H61V166H63ZM230 164H229V166H227L228 164L222 163L220 165L219 173L222 170V166L223 167L227 166L229 170L231 169V167L233 169L236 166H238V165H236L237 163L235 165L232 163L231 166H230ZM98 165L105 167V170L102 167L105 173L102 171L101 166H100V170H99ZM164 167H166V166L164 165L163 168ZM2 168H4V167H2ZM6 168L8 169V167H6ZM11 168H13V167H11ZM258 169H260V168L258 167L257 170H256V168L254 169L255 171H257V174H255L256 179L258 177L262 176V174L264 173V168L260 169L259 171H258ZM241 170H243V169H241ZM126 171H128L130 173L126 174ZM164 171H166V170H164ZM81 172H84L85 175H84V173H81ZM252 172H248V173H252ZM103 173L105 175H106V173H108V174L106 176H103L102 175ZM227 173H228V171H227ZM248 173H243L241 176L242 179H245L246 181H247V179L249 180L251 177L250 176L251 174H248ZM253 173H252V176L254 175ZM6 175L7 174H5L3 177H1L2 175H0V185L7 186L6 192H5L6 198L4 197L5 201H3V202H5V204H8V203L11 204L12 200L17 198V196L19 197V195H21V194H18L20 191H28V190L30 191L32 189L31 190L32 192L33 191L37 192L36 189H38V187L34 188L37 185H34V187H33V185L27 181L26 182H24V181L19 182L17 184L12 185L11 179ZM214 175L216 176V174H214ZM217 175H219V174H217ZM218 178H219V176H218ZM218 178H216L217 181H218ZM224 178H226V177H224ZM165 183H166V185H165ZM235 186H234V188H235ZM57 187L55 186V188H57ZM63 187H65V186H60L61 189ZM231 188H232V186H231ZM42 189H43V187H42ZM46 189L45 190L43 189L44 192L42 193V195L46 194L45 196H47L50 193ZM61 189H59L60 191L59 190H57V191L53 190V193L49 195L50 198H52L51 200L57 201L59 199L68 198L67 195H70V194H67V193H68V191L70 193V190H68L66 193L64 191L65 189L63 190V192ZM247 190H246V193H249V191H247ZM39 191L41 193V190H39ZM40 193H39V195H40ZM31 196H33V195H31ZM153 197H155V196H153ZM44 199H49V197L48 198L46 197ZM44 199L42 200L43 202H44ZM150 199H151V197H150ZM252 201L254 202V200H252ZM45 202L41 203V205H39V208H40L39 214H41V215L45 214V216H47L46 214L48 211V206H47V204H45ZM54 202H52V204ZM33 203H34V201H33ZM48 203H49V200H48ZM255 203L257 205H261V201L260 200L258 201L257 199H256ZM255 203H253V205ZM92 204L89 206L92 207L93 206ZM242 204H241V206H242ZM29 206H32V205H29ZM29 206L24 205V206L20 207V205L19 206L18 205L17 206L12 205V207H11V205H10V207L8 206V208L6 209V213H8L9 216H11L12 218L15 216L17 211H18L17 215H20L18 213H19V211H21V215L23 214L22 216L25 217V219H24L25 223L19 224L20 225L19 227L23 228L27 223V226H26L27 231H26V233H23L22 238L23 237L24 238L23 239L20 238L19 242H17V243L13 242V241L8 242L9 241L8 239L6 240L5 238H2L3 241L0 242V264H30L31 262H34V260L37 261L38 260L37 258L42 259V253L43 254L45 252L46 253L47 252L52 253L53 248H55V247H57V245H59L56 242L58 240L56 236H58L59 239L61 238L60 239L61 241H59V243L64 242V244H65V243L70 241L73 233L82 234V233L86 232V234H87V232H88V231L82 230V228H84L85 230L88 229V228H85L83 226H81L82 228L79 227L80 229H77L75 231L64 232V230H63V228H61L60 224H59V226L54 224L55 226L54 227L52 226L54 228L53 230L50 228L51 231H49V232H51V234L47 233L45 228L43 229L41 227L33 230L32 226H31L30 229H28V223L30 222V220L28 222V219H31L29 216L30 215L32 216L33 214H34V216H37L34 212H32L33 214L30 213L32 210L34 211V209L31 210V208H28ZM34 206H36V205H34ZM51 206L52 205H49V207L52 209L53 207H51ZM248 206H250V204H248ZM254 206H256V205H254ZM54 207H56V206H54ZM94 207L96 208V206H94ZM126 207H128V209ZM251 207H252V205H251ZM39 208H37V209H39ZM50 208H49V210L51 213V211L54 210L55 208L52 210ZM81 208H83V207H81ZM97 208L95 210H97ZM172 208H171V210H172ZM238 208H240V207H238ZM94 209L90 208V210H92V211ZM36 211H38V210H36ZM97 211L99 212V210H97ZM55 212L56 211H54V213ZM95 212H90V213H93V215H94ZM141 212L139 209H136L134 212L131 211L132 215H130V216H131L132 220L130 219V222H125V220H123V221L118 220L119 221L118 224L120 226L122 225V227H124V229L125 228L127 229V227L129 228V226L131 225L130 223L132 221L136 222L139 220L140 217L138 218L136 215L141 213ZM36 213L38 214V212H36ZM50 213H48V215H50ZM100 213H102V212H100ZM55 214H57V213H55ZM41 215H40V217L43 216V215L42 216ZM84 215H85V212L81 213L78 211L77 213H73L71 215L69 214L68 216L67 215H65V216L71 217V218L73 217L72 219H69V222H73V221L76 222L80 218L87 217L86 215L85 216ZM45 216L43 217V220L42 219L41 220H42V222L46 223L47 222L46 220H48V219H46ZM61 216H62V214H61ZM65 216H63V218ZM58 217H60V216H58ZM36 218H35V220H36ZM44 218H45V221H44ZM33 219H31V220H33ZM117 219H118V217H117ZM119 219H121V218H119ZM136 219H138V220H136ZM67 220H68V218H67ZM80 220H82V219H80ZM59 221H61V220H59ZM32 222L34 223V221H32ZM77 223H80V222H77ZM32 224H30V225H32ZM48 225L50 226V224H48ZM103 225H105V224H103ZM113 226H115V225L113 224ZM116 226H117V223H116ZM120 226H118L117 228L119 229ZM0 227H1V225H0ZM104 227H106V226H104ZM130 227H132V226H130ZM198 227H200V226H198ZM3 228H4V226H3ZM159 229L160 230L164 229L166 231L165 237L159 236V234H157V232H158L157 230H159ZM198 229L199 228H197V227L194 228V230L192 228L193 232H195L196 235L198 234L197 235L198 240L194 242L193 246L192 247L191 246H184V245L179 246L178 249H176V250H177V253L182 255V257H181V255L179 258H178V256H177V258L175 256H171V258L168 259V263L179 264L181 262L182 264H255L257 259L260 258V256H261L258 252L256 253L253 251L254 246L257 247L256 242L253 240H251L250 244H248V245L253 247L252 249H250V248L248 249L246 247L247 249H245V251L241 252V251L237 250V251H234L232 254H229L227 252V250L229 249V244L231 245V244H233V242H235L237 240V238L235 239L234 235L224 236L223 235L224 233L221 232L222 230L221 231L219 230L220 228L219 229L211 228L205 234H203V232L200 231L201 228L199 229V231H198ZM6 230L9 233V234L7 233L8 235L12 234L10 231V228L8 229L6 227ZM109 231H112V230H109ZM130 231H132V230H130ZM133 231H134V229H133ZM235 231H238V230H235ZM103 232L104 231H101L100 229L95 230V232H92V233L89 231L88 233L90 234V236H89V234H88V236L91 237L90 239L93 242H91L90 239H88L89 237L88 238L85 237L86 238L85 240H89L90 242H87V241L83 242L84 245H82V247L84 246L83 248H86L85 246H88V247H90V251H91V249L92 250L94 249L96 251H93V252L97 253V251H98L99 253H101V255H103V258L105 256V258H107L108 260L111 259L112 257L116 258V259H120L119 256H121V254H123V249H120V248L119 249L118 248L117 249H115V248L110 249V247L109 248L107 247L108 246L107 244H105V246H99L100 244L97 243V245H96V242L101 240L103 237L106 238V239L103 238L104 240H106V242L112 241V240L109 241V238H112L114 236L111 237L109 232H107L105 234V236H103L102 235ZM114 232L112 235L115 234ZM135 232H136V230H135ZM130 233H132L131 234L132 236L134 234H136L133 232H130ZM52 234L54 235V237H56L55 239H57V240H54V241L52 240L53 239ZM75 235H77V234H75ZM131 235H130V237H131ZM238 236L241 237L240 235H238ZM79 237H80V235H79ZM79 237L77 236L76 238H79ZM157 237H160L159 240H157ZM79 239H81V237ZM80 241H79V243L82 244L81 243L82 241L81 242ZM242 241H244V240H242ZM102 242H104V241H102ZM222 242H224V243H222ZM140 243H141L140 246L143 247L142 244H144V241L140 242ZM101 245H102V243H101ZM30 247L31 248L35 247V248H33L34 249L33 252L30 251L31 250ZM125 248H127V247H125ZM139 249H141V248H139ZM164 250L165 249L163 248V250L161 251L162 254L166 253ZM93 252H92V254H93ZM93 255H95V253ZM98 255H100V254H98ZM229 255L230 256L232 255V257L229 258ZM7 256L10 257V260L8 259V261L6 259ZM54 256H56V255H54ZM163 257H164V255H163ZM4 258L6 260L1 261L2 259L4 260ZM101 258H102V256H101ZM179 260H180V262L178 263ZM42 261L44 262L43 264H84V262L80 258H74L71 261L53 260L50 258L49 259L46 258V259H43ZM133 261L134 260H127L124 263L125 264H133Z\"/></svg>",
	"mask_w": 264,
	"mask_h": 264
}]
</instances>
